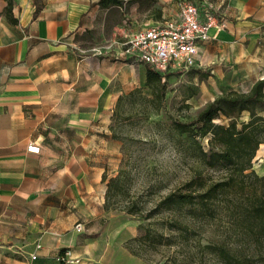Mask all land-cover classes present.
Segmentation results:
<instances>
[{
  "label": "crops",
  "instance_id": "crops-1",
  "mask_svg": "<svg viewBox=\"0 0 264 264\" xmlns=\"http://www.w3.org/2000/svg\"><path fill=\"white\" fill-rule=\"evenodd\" d=\"M98 2L0 0V264L79 251L73 225L87 216V192L105 183L104 168L72 172L86 157L71 151L94 143L96 136L86 138L90 124L108 126L118 97L144 85L147 65L91 51L102 15L113 8ZM204 2L224 26L198 44L193 69L206 68L204 52H217L248 83L246 92L264 78V0ZM30 143L40 146L38 154L26 151Z\"/></svg>",
  "mask_w": 264,
  "mask_h": 264
},
{
  "label": "trees",
  "instance_id": "trees-1",
  "mask_svg": "<svg viewBox=\"0 0 264 264\" xmlns=\"http://www.w3.org/2000/svg\"><path fill=\"white\" fill-rule=\"evenodd\" d=\"M98 4L111 8L119 0H99ZM166 76L147 67L143 87L118 97L108 125L112 139L124 138L117 131L119 127L147 121L150 114L163 110ZM145 88L148 95L143 93ZM243 112L249 119L238 128L237 119ZM260 112H264V78L256 80L246 92L229 91L214 98L192 119L169 117L166 123L155 122L173 143V152L196 164L186 179L171 187L166 185L157 198L131 192L129 158L116 176L107 178L103 172V209L142 221L139 228L143 233L124 243L132 255L156 251L159 244H175L182 250L194 243L200 251L191 254L197 255L202 264L204 255H213L223 264H264V174L253 169L256 152L264 144V114ZM222 118L228 120L227 125L215 122ZM218 210L224 213L228 225L217 236L205 235ZM231 238L241 244L233 245ZM192 256L182 252V260L174 259L173 264H182Z\"/></svg>",
  "mask_w": 264,
  "mask_h": 264
},
{
  "label": "rangeland",
  "instance_id": "rangeland-1",
  "mask_svg": "<svg viewBox=\"0 0 264 264\" xmlns=\"http://www.w3.org/2000/svg\"><path fill=\"white\" fill-rule=\"evenodd\" d=\"M180 2L179 0H119L117 6L102 15L105 26L95 30V43L102 44L103 37L120 35L132 26L173 19L174 9ZM202 2L205 3L204 0ZM204 54L206 63L204 70L192 69L184 74H167L164 80L166 94L163 110L158 114H150L147 121H133L119 127L117 131L124 137L122 140H112L109 143L107 139H111V133L108 126L99 122L91 123L86 138L89 140L92 136H96V140L94 143H87L85 150L80 147L76 151H71V154H75L76 157H86L85 165L78 161V166L71 167L72 172L76 169L90 170L91 166H95L97 171L98 168L103 167L107 178H111L117 175L119 168L129 158L130 162L126 167L130 168L131 192L151 198H157L164 193L166 185L171 187L186 179L191 173L192 166L196 167V164L176 155L172 149L173 143L164 135L163 127H156L154 123H166L169 117L187 121L194 118L214 98L229 91L245 92L248 87L247 82L232 75L230 63L223 60L219 53L204 52ZM143 93L148 95L149 90L145 88ZM248 119L247 112L241 113L237 119V127L239 128L240 124ZM215 122L228 124L225 118ZM91 127L94 130H90ZM204 144H206L205 141ZM253 169L259 175L264 174V153L256 152ZM105 188L106 185L103 183L86 194L87 216L81 219L83 227L81 232L77 233L80 241L79 251L74 252L72 248L66 249L70 251L73 258H77V262L65 263L53 257L40 260L37 258L31 261L27 255V259L19 257L24 260L21 264H173L174 259L182 260V252L186 256H192L191 253L200 251L194 243L182 250L175 244L169 246L159 244L156 245V251H147L140 256L132 255L124 247V243L143 233V230L139 228L142 221L122 212L105 211L101 202V189L105 191ZM97 212L98 214H95ZM216 216L205 235L217 236L228 225L224 213L218 210ZM230 242L233 245L241 244L240 240L233 238ZM204 243L205 241L201 240V244ZM203 263L223 264L213 255H204ZM182 264L202 263L197 260L196 255L191 259L187 258ZM249 264L260 263L252 261Z\"/></svg>",
  "mask_w": 264,
  "mask_h": 264
},
{
  "label": "built area",
  "instance_id": "built-area-1",
  "mask_svg": "<svg viewBox=\"0 0 264 264\" xmlns=\"http://www.w3.org/2000/svg\"><path fill=\"white\" fill-rule=\"evenodd\" d=\"M223 26L224 22L205 3L182 0L175 19L126 31L119 39L108 40L91 51L96 55L147 65L161 75L184 74L196 65L198 44L209 40L210 29ZM26 151L38 154L40 146L30 143ZM82 227L81 222L74 224L77 233ZM35 258L31 255V259ZM57 258L65 263L77 262L68 250Z\"/></svg>",
  "mask_w": 264,
  "mask_h": 264
},
{
  "label": "bare ground",
  "instance_id": "bare-ground-1",
  "mask_svg": "<svg viewBox=\"0 0 264 264\" xmlns=\"http://www.w3.org/2000/svg\"><path fill=\"white\" fill-rule=\"evenodd\" d=\"M257 153H264V144L260 145L259 149L257 150Z\"/></svg>",
  "mask_w": 264,
  "mask_h": 264
},
{
  "label": "water",
  "instance_id": "water-1",
  "mask_svg": "<svg viewBox=\"0 0 264 264\" xmlns=\"http://www.w3.org/2000/svg\"><path fill=\"white\" fill-rule=\"evenodd\" d=\"M255 158H256V155H255V157H254V159H253V162H254Z\"/></svg>",
  "mask_w": 264,
  "mask_h": 264
}]
</instances>
